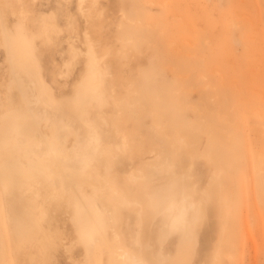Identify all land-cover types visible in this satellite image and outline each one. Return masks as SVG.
<instances>
[{
	"label": "rangeland",
	"instance_id": "obj_1",
	"mask_svg": "<svg viewBox=\"0 0 264 264\" xmlns=\"http://www.w3.org/2000/svg\"><path fill=\"white\" fill-rule=\"evenodd\" d=\"M97 1L95 0L94 3L96 8L94 16L101 19L96 20L93 16L89 19L93 21L86 23L79 12L78 0H0L2 22L11 43L10 54L16 53L33 66H37L47 91L55 97L71 94L74 84L81 76L84 57H73V52L85 49L82 39L85 26L88 32L91 27L93 30L96 29V31L90 30V35L95 40H99L98 48L101 50L109 48L114 51L112 53L109 49L106 50L109 58L115 57L117 53L124 59H129L133 52L137 54L136 59L131 60L132 68L128 70L127 75L117 78L115 87L119 95L128 102L132 101V105L123 103L121 113L117 102L106 93L102 104L94 101L89 107L90 119L99 127L106 145L111 149L120 148L111 171V174L116 173L115 177L111 175V180L106 178L107 181L106 179L102 181L105 190L116 191L112 189L114 187L124 190L115 182L120 181L122 186L121 184L127 182L123 179L126 177L124 174L128 175L133 171L139 183H144L147 179L151 183L148 184L149 190L139 189L137 184L131 187V183L125 184L124 186L129 185L130 193L126 191L132 197L139 196L140 200H143V196L146 198L144 192H154L167 185L174 177L182 176L186 177L184 179L186 182L190 181L189 184L195 186L194 194L198 198L202 193L201 190L205 189L206 184L208 185L213 171L217 167L222 168L224 169L222 182L228 189V202H226L230 204V208L225 205L220 207L219 202L208 204L202 225L197 228L198 236L194 250L192 249V253H195L193 259L189 257V248H185L184 243L181 248L179 247V238L176 234L172 235L168 239L170 242L167 241L163 246L162 252L168 258L163 264H264V202L261 204L256 202L257 200L254 201L251 185L258 170L262 171L259 178L264 181V114L262 113L264 95L260 92L261 89L262 93L264 92V0H246L245 4H242L244 0ZM137 13L142 23L145 24L147 21L150 23L148 28H146L147 23L143 29L145 31L150 29L152 33L151 38H147L149 43L143 42L135 52L133 49L130 50L132 46L124 47L122 42L118 41V37L124 27L132 26L133 20L127 17L135 18ZM42 14H54L61 29V33L53 35L51 43L35 37ZM251 23L258 25V28L255 26L258 29L256 32ZM247 25H250L249 29L246 28ZM165 27L172 30L171 33L164 32L169 38L161 33L165 31ZM247 33L250 35L245 36L246 39L244 35ZM247 43L248 48L247 45L245 46ZM101 45L105 48H101ZM193 49H196L193 52L196 60L192 64L191 60L185 62L181 57L191 53ZM179 50L185 51L182 53ZM247 54L253 56H250L253 61ZM6 57L7 51L0 31V113L8 108V92L3 83L8 76ZM200 58L209 62L206 71L204 66L206 62ZM76 60L78 64L72 67ZM69 67L70 73H68ZM171 69L176 70L177 73ZM243 73L244 77H241ZM220 76L224 77L225 84L228 82L225 89L221 87L224 79ZM251 77L255 79L256 85L251 81L253 84L249 86ZM232 82L235 84L237 82L236 86L240 89L237 87L236 89ZM252 88L257 91H253ZM258 90L260 97L257 95ZM235 92L241 99L235 96ZM210 97L213 98L210 100ZM248 99H251V102ZM134 100L139 102L134 103ZM214 100L219 104L214 105ZM255 108L262 110L261 113L256 110L257 114L263 115L258 117L255 113L256 116H253ZM102 115L107 117L108 126L102 122L100 118ZM117 119L120 121L118 123L121 129L127 133L124 134L130 142L128 152L124 151L122 136L118 135L112 126ZM164 124H167V129L164 128ZM209 132L212 133V139ZM180 134L185 136V141L191 139L193 142L191 151L195 153L193 162L189 155L190 147L189 149L186 145L180 144L179 155L172 148L173 140H177ZM209 149L213 153V163L207 158L209 155L206 156ZM218 164H223L224 167ZM113 178H117L114 179L115 182ZM235 181H240V184L237 185ZM112 182L115 183L114 186ZM241 185L242 191L235 194L234 187L238 189ZM113 199L116 200L115 197ZM118 202L112 203L118 207ZM235 202L237 206H233ZM66 210L58 213L59 224L62 229L65 228L68 240H75L76 235L68 217L72 215V207ZM152 210L146 204L144 237L145 240H149L152 247L147 252L152 253L146 252L144 256L148 255L149 262L156 264L160 250L159 231L162 216L153 218ZM231 212L236 215L231 216ZM116 213L119 215L121 244L126 245L128 247L126 249L130 251L140 253L135 207L120 204ZM224 213L226 216L222 215V217L225 216L226 219L221 217ZM231 222L233 226L230 227ZM245 226L247 229L244 228ZM224 232H229L228 235L232 239L227 240L229 236ZM222 233L225 235L223 237L228 236L227 239L222 238ZM223 241L230 242L223 245ZM216 250H219L220 256ZM221 252L223 258H219ZM90 254L93 255L91 252ZM90 254L85 247L77 243L70 259L60 247L56 253V264H111L110 252L105 244L98 248L94 257ZM215 254H218L216 255L218 257ZM38 257L39 253L36 249L16 253L12 243H8L7 252L0 264H38Z\"/></svg>",
	"mask_w": 264,
	"mask_h": 264
},
{
	"label": "bare ground",
	"instance_id": "obj_2",
	"mask_svg": "<svg viewBox=\"0 0 264 264\" xmlns=\"http://www.w3.org/2000/svg\"><path fill=\"white\" fill-rule=\"evenodd\" d=\"M245 1L246 0H244L242 4H245ZM94 3H96L95 0H78L79 12L86 20V23L93 21H89V19L94 16L96 9ZM163 6L167 8L166 5ZM234 10H236V7H234ZM138 13L135 15V18H130V16L127 17V19L129 18L131 21L133 20L132 26L124 27L121 34L119 33L120 36H117L118 41H121L124 47L127 48V46H132L130 50L133 49L135 52L143 42L149 43L147 38H151L152 33L150 29L149 31L143 29L148 21L145 24L142 23V20H140L141 14L139 13V16ZM98 14L99 13H97V15ZM97 15L96 17H98ZM237 16L238 15H236L235 18H237ZM239 16L242 17L241 15ZM94 19L97 20L101 18H95L94 16ZM96 20L94 22H96ZM168 22H171L170 18ZM96 24L97 22L95 25ZM252 24L253 23H251V25ZM122 26L125 25L122 24ZM148 26H150V23H148L146 28H148ZM248 26L250 27V25H247L246 28L249 29ZM255 26L258 28V25L255 24L252 25V28ZM98 27L100 28V26ZM236 27H238V25ZM256 27L253 28L255 32L257 29ZM91 28L90 30H93ZM90 30L89 32L87 31V26H85L83 30L82 39L85 46L84 51L76 50L73 52V57H84L82 61L83 69L79 80L74 84L71 94L55 97L47 91L46 84L43 82L40 70L37 66H33L32 63L17 56L16 53L10 54L11 43L6 27L2 22V11L0 10V31L7 51L6 62L8 64V76L3 82L8 92V108L0 113V261L5 257L8 243H12L16 253L36 249L39 253L37 259L38 264H56V253L60 247H62L70 256V259H72L71 255L73 249L78 243L85 247L88 254H90V252L93 253V255L90 254L93 257L96 255L98 248L105 244L110 252L111 264H151L153 262H149L150 259L147 258L149 256H144V253L146 254L148 249L150 250L152 248L149 244V240H145L144 237L146 204L153 209V218L159 215L162 216V225L159 231L160 250L158 251L157 263H155L163 264L168 259L162 252L163 246L169 241L168 239L172 235L176 234L179 238V247L181 248L184 243L185 248H189L188 254L192 260V256L195 255V253H192L194 250L193 247L195 246L198 236L197 228L202 225V220L206 215L207 205L215 202H219L220 207L223 205L229 207L230 205L227 204L228 189L224 187V183L222 182L224 169H218L219 167H217L213 171L208 185L206 184L207 186L205 185V189L203 188V190H201L202 193L198 198L195 197L194 194L195 186L189 184L190 181L186 182L184 180L186 177L182 176L174 177L167 185L154 192L145 193L143 191L144 194H146V198L143 196V200H140L139 196L132 197L129 194L131 186L137 184L139 189L149 190L148 184L151 183L148 179L144 183H139L137 175L133 171L128 175L124 174L126 177H123V179L127 182L121 184L122 186H120V181L118 182L116 180L117 182H115L114 179L117 178H113L114 182L119 185V187L124 188V190L118 187L112 188L116 189V191H111L110 189V192L108 191L109 193L107 189L105 190V185H102V181L106 178L111 180V175L115 177L116 173L111 174V171L120 148L111 149L106 145L103 135L101 131H99V127L90 119L89 107L94 101H97L98 104H102L105 101L104 94L106 93L117 102L121 113L123 103L127 102V104L131 103L130 105H132V101L128 102L127 99L119 95L115 87L117 78L121 75L125 76L128 74V70L132 68L131 60L136 59L137 54L135 55L133 52L129 59H124L117 53L115 57L109 58L107 53L109 50H112L105 48V46L102 47L105 43L103 41L101 48H105V50L102 49L104 52L98 48L100 44L99 40H95L94 37H91ZM94 30L96 31V29ZM164 30L165 31H161V33H167V31L171 33L172 31L169 27H165ZM59 33H61V29L57 24L55 15L42 14L38 32L35 34V37L51 43L53 35H58ZM166 33L164 34L169 38V35ZM250 33L252 34V31H250ZM250 33H247V35L245 34L244 37L248 36V34L250 35ZM99 36L102 38L100 34ZM245 38L247 39V37ZM248 43L245 44L247 48ZM106 50L108 51L106 52ZM177 50L176 52L178 53ZM195 50L196 49H193V51L188 54L185 53L186 55L181 58H183L185 62L191 60V64L194 63L196 58L193 52ZM184 51L181 52L183 53ZM248 51L250 50L248 49ZM113 52L114 51H112V53ZM181 52L179 54H181ZM251 52H249V54ZM179 54L178 56H181ZM255 55L256 53L253 54L254 57L252 55L250 56L255 59ZM247 56L249 55L247 54ZM200 60L204 62L207 61L203 58H200ZM250 60H252L251 57ZM208 63L209 62H206L207 65H204L205 71L206 67H209ZM77 64L78 61L76 60L71 66L74 67ZM171 71L177 73L176 70L171 69ZM70 72L71 69L69 67L68 73ZM242 75L241 77H244V73ZM220 78L224 79V77L221 76ZM183 80L187 81L186 78H183ZM251 81L254 84L256 83L254 82L255 79L251 77L249 86L253 84ZM226 84H228V82H226ZM226 84L224 79L221 87L225 89L227 87ZM236 84L238 85L237 82ZM236 84L232 82L235 88H239ZM187 90H189L188 87ZM252 90L255 91L256 89L252 88ZM208 91H210V89ZM260 92L264 95L262 89ZM257 95L260 97L259 90ZM235 96L241 99L237 93ZM211 98L213 97L209 99L211 100ZM243 98L242 100H244ZM248 100L251 102V99ZM137 101L139 102V100H134V103H138ZM214 101L215 103L212 101L214 105L219 104L218 102L216 103V100ZM253 110L255 111L252 113L253 116L255 113L257 114L256 110L260 111L258 108ZM197 112L200 116V111L198 110ZM260 113H258L257 116L264 114V112H262L263 114ZM100 118L105 125H109L105 115L100 116ZM122 119L124 118L122 117ZM118 122L120 123L117 119L113 122L112 126L115 128L117 134L122 136L124 151L128 152L130 142L126 136L127 133L121 129L122 127ZM166 125L164 124V128H166ZM178 128L180 129L181 127L178 126ZM164 133L168 136L165 131ZM209 133L212 139V133ZM181 135L183 134H180V137L172 142V148L177 155H179L180 144L186 145L187 148L190 147V152L193 150L192 140L189 139L188 141L187 139L185 141V136L183 137ZM207 153L206 156L209 155L207 158L213 163L214 158H212V151L209 149ZM189 155L193 162L195 153L191 152ZM219 159L223 162L222 158L219 157ZM219 166H223V164ZM161 169L162 168H160V170ZM259 171L260 170L256 173L254 172L255 174L251 185L254 201L257 200L256 202L262 204L264 202V181L262 182V179L259 178L260 175H262V171ZM236 182L237 181H235V183ZM239 182L240 181L237 182V185L240 184ZM127 183H131L130 187L129 185L124 186ZM114 184L112 182L113 186ZM234 185L236 186V184ZM109 187L110 184L107 188L109 189ZM117 188L123 191L120 192ZM234 189L233 191L237 194L242 191V185L240 188L237 189L234 187ZM126 190L129 192L128 194ZM114 197L116 200L113 199ZM235 197L238 198L237 196ZM117 200L120 201V203ZM114 201L119 203L117 204L118 207L120 204L135 207L138 217L137 226L139 228L138 244L141 249L140 253L133 250L130 251L126 249L128 248L126 245L123 246L124 244H121L122 234H120L119 215L116 213L118 207L114 205L115 203H112ZM233 201L235 200L233 199ZM235 203L234 205L231 204V206H237V203L236 205ZM71 207L72 215L68 217L76 235L75 240H68L65 228L62 229L60 227V218L58 216L60 211L66 209V211H68ZM229 208L228 210H230ZM222 215L226 216V213L221 214V217ZM234 215H236V213H233L231 216ZM225 216L223 217L226 219ZM245 224L248 225L246 222ZM229 225L230 227L231 225L233 226L232 222ZM244 228H246V226ZM225 231L227 232V230ZM228 234L229 232L226 233V235ZM223 236L225 235L222 233V238L227 239L229 235L226 237ZM230 239H232L231 236H229L227 240ZM223 242L224 245L230 241ZM228 245H226V247ZM226 247L224 246V249ZM220 248L223 249V247ZM216 251L220 256L219 250ZM222 252L219 258H223ZM148 253L152 252H147V254ZM216 255L218 254H215V256Z\"/></svg>",
	"mask_w": 264,
	"mask_h": 264
}]
</instances>
